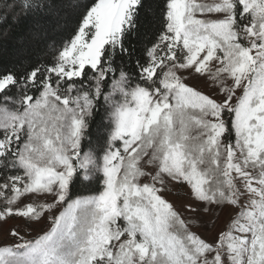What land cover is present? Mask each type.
I'll return each mask as SVG.
<instances>
[{"label":"snow or ice","instance_id":"6c2138e0","mask_svg":"<svg viewBox=\"0 0 264 264\" xmlns=\"http://www.w3.org/2000/svg\"><path fill=\"white\" fill-rule=\"evenodd\" d=\"M0 264H264V0H0Z\"/></svg>","mask_w":264,"mask_h":264},{"label":"rangeland","instance_id":"374dc122","mask_svg":"<svg viewBox=\"0 0 264 264\" xmlns=\"http://www.w3.org/2000/svg\"><path fill=\"white\" fill-rule=\"evenodd\" d=\"M170 199H174L173 197H169Z\"/></svg>","mask_w":264,"mask_h":264}]
</instances>
